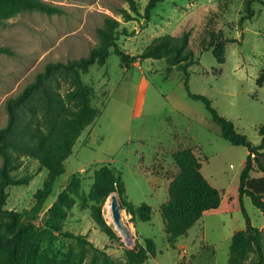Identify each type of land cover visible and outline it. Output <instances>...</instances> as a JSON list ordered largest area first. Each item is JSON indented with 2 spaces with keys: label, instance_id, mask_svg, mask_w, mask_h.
<instances>
[{
  "label": "rangeland",
  "instance_id": "obj_1",
  "mask_svg": "<svg viewBox=\"0 0 264 264\" xmlns=\"http://www.w3.org/2000/svg\"><path fill=\"white\" fill-rule=\"evenodd\" d=\"M43 1L60 5L63 12L15 11L0 27V48L6 49L0 52V127L7 120L5 100L17 95L47 62L86 55L98 45L96 30L104 17L111 16L126 30L117 40L119 47L132 56L158 36L187 33L199 59L188 69L190 91L207 97L252 143L261 142L264 6L259 2L252 5L255 15L240 25L245 0H160L148 19L144 8L149 0H134L139 13H131L128 21L121 11H130L127 0ZM225 5L216 29L235 41L225 45L224 63L219 64L212 50H201V43L210 19ZM170 69L164 59H138L126 67L111 49L104 65L93 64L82 75L91 91L90 106L98 115L79 135L63 173L50 181L47 169L25 159L27 171L20 168L16 173L28 172L32 178L8 189L5 209L33 227L39 253L69 264H90L100 252L118 264H154L150 255L140 262L143 248L138 247L150 239L157 261L163 264H228L230 237L246 226L241 212L203 216L185 235L181 248L163 233L160 206L179 172L172 159L175 152L191 150L200 172L221 195L238 183L248 153L221 137L204 105L188 98L183 73ZM103 167L120 172L128 201L150 206V221L136 225L121 207L133 230L130 243L104 216L105 203L115 191L105 197L94 192L95 175ZM244 206L251 224L264 230V216L249 197H244ZM184 248L188 252L180 258ZM253 262L250 254L245 264Z\"/></svg>",
  "mask_w": 264,
  "mask_h": 264
},
{
  "label": "trees",
  "instance_id": "obj_2",
  "mask_svg": "<svg viewBox=\"0 0 264 264\" xmlns=\"http://www.w3.org/2000/svg\"><path fill=\"white\" fill-rule=\"evenodd\" d=\"M160 0H149L144 8V17ZM264 6V0H245L239 24L255 15L254 2ZM130 11L122 9L125 21L132 19L131 13L138 14L134 0H127ZM227 5L214 13L206 27V38L201 50H212L217 63H224V47L235 39L226 38L216 29L217 22L226 13ZM15 11H39L48 15L62 13L60 5L43 0H0V27ZM99 42L88 53L77 59L49 61L34 79L15 96L5 100L6 123L0 127V264H69L38 252L30 225H23L16 212L5 209L8 189L25 185L32 178L28 172L18 176L20 168L27 171L25 159L35 161L39 168L48 170V180H53L64 171V161L72 153L81 132L90 126L98 112L90 106V88L82 75L89 72L93 64L106 63L110 50L126 67L136 60L164 59L170 68L176 67L183 73V86L188 98L200 101L212 122L220 129V135L233 146L247 149L238 183L230 186L223 195L213 187L200 172L198 158L189 149L179 150L172 155L178 174L168 185V199L160 206L165 237L169 243L182 237L203 216L241 212L245 218V229L236 231L231 240L228 264H245L254 255L255 262L264 264V230L251 224L244 206V197H249L264 216V134L259 144H254L246 135L238 132L234 123L220 115L212 102L205 96L192 93L189 89V68L199 64L189 43L187 33L181 36L165 34L158 36L140 54L132 56L124 52L117 40L125 29H120L118 20L105 16L103 24L96 30ZM6 49L0 48V52ZM50 184V183H48ZM94 192L104 197L117 192L121 207L131 215V222H148L151 209L146 203L134 205L125 196L121 174L113 167H103L95 175ZM143 249L145 260L155 254L150 239ZM90 264H118L106 253L100 252Z\"/></svg>",
  "mask_w": 264,
  "mask_h": 264
},
{
  "label": "water",
  "instance_id": "obj_3",
  "mask_svg": "<svg viewBox=\"0 0 264 264\" xmlns=\"http://www.w3.org/2000/svg\"><path fill=\"white\" fill-rule=\"evenodd\" d=\"M110 207L112 213L113 224L116 228H119L121 233H125L127 228L122 225L121 219V203L116 192H112L109 195Z\"/></svg>",
  "mask_w": 264,
  "mask_h": 264
},
{
  "label": "bare ground",
  "instance_id": "obj_4",
  "mask_svg": "<svg viewBox=\"0 0 264 264\" xmlns=\"http://www.w3.org/2000/svg\"><path fill=\"white\" fill-rule=\"evenodd\" d=\"M104 216H105L106 220L109 223H112L113 224L111 207H110V199H108L107 202L105 203V206H104ZM121 219H122V225L127 228V231L125 233H121V231H120L119 228H116V227L115 228L123 236V238L127 242L130 243L131 241H133V230H132V227L128 224L127 217L125 216L124 212L121 213Z\"/></svg>",
  "mask_w": 264,
  "mask_h": 264
},
{
  "label": "crops",
  "instance_id": "obj_5",
  "mask_svg": "<svg viewBox=\"0 0 264 264\" xmlns=\"http://www.w3.org/2000/svg\"><path fill=\"white\" fill-rule=\"evenodd\" d=\"M204 217H201L200 219H203ZM199 219V220H200ZM163 233H164V229H163ZM165 234V233H164ZM234 234V233H233ZM232 234V235H233ZM232 235H231V237H230V241L232 240ZM206 239V238H205ZM185 235L184 236H182V237H179V238H177L176 239V243H175V246L176 247H179V248H181V247H184L185 246ZM211 242V241H210ZM231 243V242H230ZM171 248V247H170ZM188 251H187V249H183L182 251H180V253H179V255H180V258H182L183 256H185L186 255V253H187ZM157 254V253H156ZM156 254L154 255V256H150V258H149V260H152L153 262H154V264H163V263H161V262H159V261H157V258H156ZM147 263V262H146ZM172 264H174V263H172ZM208 264H216V263H212V262H208ZM227 264V263H226Z\"/></svg>",
  "mask_w": 264,
  "mask_h": 264
}]
</instances>
